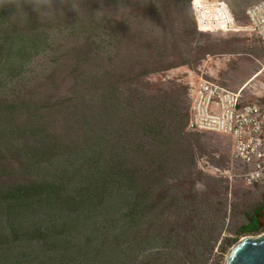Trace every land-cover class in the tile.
<instances>
[{
  "label": "trees",
  "instance_id": "16d2710c",
  "mask_svg": "<svg viewBox=\"0 0 264 264\" xmlns=\"http://www.w3.org/2000/svg\"><path fill=\"white\" fill-rule=\"evenodd\" d=\"M94 3L0 0V88L21 79L33 59L51 48V33L65 31L72 40L60 56L66 89L44 84L39 92L0 93L1 264H39L38 256L23 261V252L7 261L9 254L32 244L51 256L60 249L58 264H72L64 258L73 255L77 234L117 190L127 198L122 225L100 244L107 239V245L122 238L130 245L140 241L145 236L135 228L149 214L166 210L162 178L192 163L191 148L182 145L188 107L176 109L163 97H124L121 89L167 67L130 69V79L118 73L115 51L124 40L131 45L132 23L116 19L118 0H102L100 11ZM75 5L80 8L72 10ZM53 78L51 74L47 82ZM170 163L176 166L168 169ZM182 193L184 200L196 199L189 190ZM45 206L66 211V216L51 224L25 219ZM256 231L242 225L238 234Z\"/></svg>",
  "mask_w": 264,
  "mask_h": 264
},
{
  "label": "rangeland",
  "instance_id": "374dc122",
  "mask_svg": "<svg viewBox=\"0 0 264 264\" xmlns=\"http://www.w3.org/2000/svg\"><path fill=\"white\" fill-rule=\"evenodd\" d=\"M92 1L99 11L105 4L102 0ZM218 1L227 4L240 31L199 32L190 0H118L114 10L116 19L128 18L132 23L131 45L127 46L124 40V46L119 45L115 51L113 65L118 73L130 79V69L136 72L143 65L167 67L123 84L124 97H163L176 109L188 107L189 90L200 79L238 91L260 70L264 64V44L249 32L245 16L247 7L260 0ZM79 8L75 5L72 10ZM66 34L65 31L51 33V48L33 59L21 79L1 87L0 93L11 96L39 92L44 84L49 89H66L69 83L63 81L64 69L59 67L63 64L60 56L72 41ZM122 37L119 31L118 39ZM51 74L54 78L48 83ZM242 96L264 107V77H258L242 91ZM185 132L188 135H182V145L191 148L192 163L162 178V189L168 191L166 210L162 215L149 214L135 228L145 237L131 245L126 238L117 245H107L110 239L100 244L122 225L127 198L117 190L91 215L77 234L78 241L71 246L73 255L65 256L64 261L72 264H185L190 261L225 264L228 253L242 238L264 235V228L238 234L254 210L264 207V188L245 186L234 177L229 161L230 140L216 134L191 133L186 129ZM53 166L58 168L56 164ZM167 166L170 169L176 164ZM182 190H189L190 196L196 199L184 200ZM65 216L66 211L45 206L34 208L25 219L51 224ZM219 219L222 220L217 222ZM0 225L4 226V217H0ZM22 252L27 255L23 261L38 256L39 264H58L62 259L60 249L57 255L51 256L48 250L32 244L15 255L9 254L7 261L19 258Z\"/></svg>",
  "mask_w": 264,
  "mask_h": 264
},
{
  "label": "built area",
  "instance_id": "2783aa9c",
  "mask_svg": "<svg viewBox=\"0 0 264 264\" xmlns=\"http://www.w3.org/2000/svg\"><path fill=\"white\" fill-rule=\"evenodd\" d=\"M191 12L201 33H232L239 28L229 7L218 0H192ZM247 27L264 44V0L248 6ZM264 77V64L256 73ZM186 131L210 133L230 140V167L245 186L264 188V107L200 79L188 94Z\"/></svg>",
  "mask_w": 264,
  "mask_h": 264
},
{
  "label": "water",
  "instance_id": "95a60500",
  "mask_svg": "<svg viewBox=\"0 0 264 264\" xmlns=\"http://www.w3.org/2000/svg\"><path fill=\"white\" fill-rule=\"evenodd\" d=\"M225 264H264V235L244 237L232 247Z\"/></svg>",
  "mask_w": 264,
  "mask_h": 264
},
{
  "label": "flooded vegetation",
  "instance_id": "af4514ba",
  "mask_svg": "<svg viewBox=\"0 0 264 264\" xmlns=\"http://www.w3.org/2000/svg\"><path fill=\"white\" fill-rule=\"evenodd\" d=\"M255 226L256 229L264 228V207H260L254 210L252 216L247 218V222L244 226Z\"/></svg>",
  "mask_w": 264,
  "mask_h": 264
},
{
  "label": "bare ground",
  "instance_id": "6f19581e",
  "mask_svg": "<svg viewBox=\"0 0 264 264\" xmlns=\"http://www.w3.org/2000/svg\"><path fill=\"white\" fill-rule=\"evenodd\" d=\"M237 31H240L239 29ZM258 74H254L249 80H246L241 87V92L247 89L257 78ZM243 239V238H242Z\"/></svg>",
  "mask_w": 264,
  "mask_h": 264
}]
</instances>
